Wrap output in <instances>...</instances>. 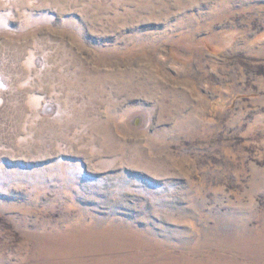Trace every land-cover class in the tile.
Segmentation results:
<instances>
[{"label":"rangeland","instance_id":"obj_1","mask_svg":"<svg viewBox=\"0 0 264 264\" xmlns=\"http://www.w3.org/2000/svg\"><path fill=\"white\" fill-rule=\"evenodd\" d=\"M0 264H264V0H0Z\"/></svg>","mask_w":264,"mask_h":264}]
</instances>
